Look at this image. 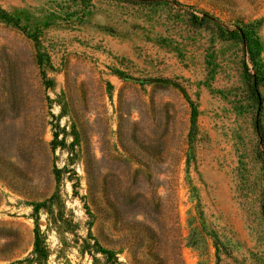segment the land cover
<instances>
[{
    "label": "rangeland",
    "instance_id": "374dc122",
    "mask_svg": "<svg viewBox=\"0 0 264 264\" xmlns=\"http://www.w3.org/2000/svg\"><path fill=\"white\" fill-rule=\"evenodd\" d=\"M0 9V264H264V0Z\"/></svg>",
    "mask_w": 264,
    "mask_h": 264
},
{
    "label": "trees",
    "instance_id": "16d2710c",
    "mask_svg": "<svg viewBox=\"0 0 264 264\" xmlns=\"http://www.w3.org/2000/svg\"><path fill=\"white\" fill-rule=\"evenodd\" d=\"M0 14L4 17H7V14L1 9ZM191 21L193 25L198 27H202L210 23L219 26L222 35H228H225L224 37H229L238 40L246 47V51L248 53L249 60L252 63V67L249 68V66H247L246 64L244 70L247 79H249L252 83V90L258 101V109L261 110L262 97L259 92V85L264 80V66L260 59L261 43L253 28L243 25L241 27L237 26L234 29H226L221 23L218 22L217 19L213 18L212 16H210V14L207 13H194L192 14ZM255 130L260 143L259 155L264 159V126L260 119H257L255 121ZM98 247L100 251H102L104 254L116 259V255L114 253L115 251L113 249L104 246Z\"/></svg>",
    "mask_w": 264,
    "mask_h": 264
}]
</instances>
